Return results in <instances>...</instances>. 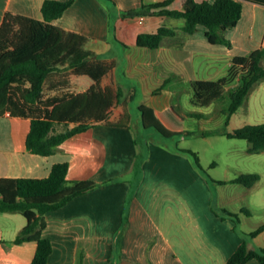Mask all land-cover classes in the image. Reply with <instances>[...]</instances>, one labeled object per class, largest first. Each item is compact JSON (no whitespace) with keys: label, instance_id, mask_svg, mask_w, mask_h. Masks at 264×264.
<instances>
[{"label":"crops","instance_id":"crops-1","mask_svg":"<svg viewBox=\"0 0 264 264\" xmlns=\"http://www.w3.org/2000/svg\"><path fill=\"white\" fill-rule=\"evenodd\" d=\"M43 1L0 0V24L8 11L42 19ZM152 3L161 5L145 13L126 14ZM182 5L183 0H71L52 23L85 36L84 48L109 69L98 82L65 66L55 69L44 81L37 104L43 110L50 108L92 85L110 95L111 103L100 113L106 119L86 118L84 130L65 139L52 154L41 155L26 147L30 117L11 115L8 110L0 115V177L43 178L54 163L65 161L66 179L96 182L45 214L41 235L52 242L46 264H225L243 236L248 249L264 245V230L253 237L246 235L264 219L245 229L242 226L249 216H238L234 222L212 211L215 196L208 176L179 146L157 145L150 137L138 143L131 132L129 102L137 92V110L139 105L157 110L173 106L184 116L178 92L166 87L167 82L180 78L191 86L195 79H217L200 77L195 57L217 62L224 53H232L231 47L209 42L203 26L187 34L181 29L182 18L152 12L180 10ZM160 26L174 32L164 36L159 47L136 45L138 33L155 32ZM224 33L233 43L240 39L252 44L258 36L251 50L264 46V5L242 1L240 19ZM120 76L128 80L127 85ZM133 78L137 86L132 85ZM191 91L193 95L192 86ZM75 124L55 122L51 132ZM139 124L143 126L140 112ZM140 145H144L142 151L137 150ZM230 180L224 182L237 183ZM25 224L26 218L18 212L0 213V264L30 263L36 241H13ZM242 264L261 263L250 258Z\"/></svg>","mask_w":264,"mask_h":264},{"label":"trees","instance_id":"trees-1","mask_svg":"<svg viewBox=\"0 0 264 264\" xmlns=\"http://www.w3.org/2000/svg\"><path fill=\"white\" fill-rule=\"evenodd\" d=\"M242 1L264 5V0H183L180 10L162 9L152 12L182 18L181 29L187 34L193 33L198 25H202L209 42L222 43L230 48L231 41L224 32L234 27L240 19ZM70 3L71 0H44L41 5L42 19L8 11L0 24V115L8 110L11 115L30 117L26 147L30 152L41 155L52 154L65 139L84 130L87 127L86 118L106 119L100 113L111 103L107 90H96L91 85L84 92L57 100L50 108L43 110L37 104L43 96L44 81L55 69H62L64 66L71 68L74 73L86 75L91 82H98L109 69L107 64L96 60L94 52L84 48L85 36L67 32L52 23ZM159 5L161 3L142 5L138 9L127 10L126 14L145 13ZM173 32L166 26H160L155 32H140L136 37V45L155 49L160 46L164 36ZM231 60L232 65L240 70L237 71V85L229 90L231 102L226 112L225 124L246 101L253 87L264 80V46L245 55H234ZM227 82L225 76L192 80L193 103L207 105L221 95ZM138 110L142 125L154 128L163 137L186 133L183 127L184 116L173 106L157 110L139 105ZM55 122L77 124L64 131L51 132ZM223 134L246 139L247 151L250 153L264 151V122L247 123L231 132L223 131ZM177 149L191 155L194 165L206 174L195 151L182 147ZM67 170L68 162L64 161L54 163L49 175L43 178L0 177V213L18 212L26 218V224L13 241H36V250L29 264H46L52 251L51 240L41 235L46 223L45 214L96 185L92 180L66 179ZM259 177L257 172L241 173L230 181L250 187ZM212 211L218 216L238 221V214L226 208L212 207ZM241 211L249 214L247 208H242ZM262 230L264 222L246 235L253 237ZM250 258L264 264V245L248 249L243 236L242 242L225 264H242Z\"/></svg>","mask_w":264,"mask_h":264},{"label":"rangeland","instance_id":"rangeland-1","mask_svg":"<svg viewBox=\"0 0 264 264\" xmlns=\"http://www.w3.org/2000/svg\"><path fill=\"white\" fill-rule=\"evenodd\" d=\"M259 14L262 15L263 13L260 11ZM258 38V36H254L253 41H251L252 44L240 39L234 40V43L231 42V55L228 52V54L224 53L217 62L205 60L200 55L195 57V70L200 77L218 78L225 76L228 80L221 95L212 99L207 105L200 106L190 102V97L193 95L188 81L172 78L167 82L166 87L177 90L181 101L180 109L186 112L183 122L186 134L184 133L182 136L163 137L152 127L144 128L141 124L137 125L139 112L135 108V104L140 98L138 92L129 102L131 132L138 139V143H142L143 140L150 137V141L157 145L160 143L169 148L179 146L195 151L199 156L200 164L206 169V175H209L207 178L215 196L214 207L219 209L223 205L226 209L236 212L238 216H249L242 226L245 229L256 227L264 219V151L250 153L247 151L248 141L246 139L228 137L223 134V131L231 132L247 123L264 122L263 80L253 87L246 101L238 107L230 116L228 123L225 124L226 112L231 102L229 90L237 85V71L240 70V68L232 65L231 59L234 55H245L251 51L256 46ZM189 67L188 71L191 72ZM119 80L125 85L128 83L124 76H120ZM135 83L136 80L133 78L132 85ZM191 112H193L192 115ZM143 146L140 145L137 150L142 151ZM183 154L194 165L192 156L188 153ZM249 172H257L260 175L259 180L249 188L239 183H218L216 181H229L241 173ZM241 207L247 208L249 214L241 211Z\"/></svg>","mask_w":264,"mask_h":264}]
</instances>
